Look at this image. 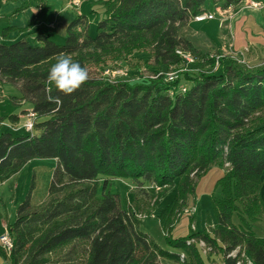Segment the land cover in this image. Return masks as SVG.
Returning a JSON list of instances; mask_svg holds the SVG:
<instances>
[{"label": "trees", "instance_id": "obj_1", "mask_svg": "<svg viewBox=\"0 0 264 264\" xmlns=\"http://www.w3.org/2000/svg\"><path fill=\"white\" fill-rule=\"evenodd\" d=\"M235 1L106 0L94 34L87 15L76 12L61 44L43 26L32 38L12 40L7 32L17 28L0 30V81L17 86L18 98L36 114L30 134L0 132V176L33 158L56 161L44 201L33 205L30 187L7 224L13 248L9 254L0 249L9 264H47L49 254L68 246L80 252V264H206L200 240L222 253L221 264H236L241 251L253 264H264V239L252 228L264 212V63L247 66L221 52L210 56L180 33L211 6L223 9ZM177 49L194 63L173 80L165 71L114 81L103 74L143 55L152 58L155 75L184 66ZM60 52L89 71L87 83L71 95L47 82ZM201 61L207 71L197 67ZM6 117L14 116L0 115V123ZM215 165L226 169L217 181L223 193L211 200L210 230L171 236L196 177ZM122 178L154 184L160 193L177 181V199L160 220L166 219V248L139 229L135 211L111 191ZM234 249L236 255L228 256Z\"/></svg>", "mask_w": 264, "mask_h": 264}, {"label": "rangeland", "instance_id": "obj_2", "mask_svg": "<svg viewBox=\"0 0 264 264\" xmlns=\"http://www.w3.org/2000/svg\"><path fill=\"white\" fill-rule=\"evenodd\" d=\"M105 2L106 0H86L84 2L82 8L83 12L88 17L89 31L91 34L95 33L96 22L105 16ZM90 8H92L93 11H90ZM203 27H209V29H207L208 34H212L215 37H217V35H219L220 33V30L217 28V23L212 27L209 26L208 21L202 23H194L187 27L185 26L181 29L180 33L182 36L189 39L196 48H198L202 52H209L211 55H213L216 52L210 51L214 49L215 45L214 43L209 41V35L206 36L203 31ZM64 36L65 34L59 37L53 33L51 35V38L56 43L61 44L64 41ZM248 50L249 48H247L246 50H234L230 40L229 44H227L224 48V53H228L233 57L244 61L247 66L264 63V59L258 56L255 51H250L248 53ZM133 60L134 62H136V64H133L131 60H128V63L120 67L127 71V75L121 77L116 76L114 77V79H112V81L116 79L133 80L138 79V77L140 76H150L152 78H155L163 73V71H165V74L168 72L178 73L179 70L186 68L185 66H175L174 68L170 67L168 70H159L157 72V75H155L151 72L154 69L153 66H151L152 58L143 55V58L141 60ZM134 67H138V69ZM197 67L203 71H207L210 68L202 61L199 62V65ZM134 71H136L137 73L135 74ZM1 88L6 94V100L0 103L1 112H9L13 104H18L15 107L16 113H19L22 109L27 110L30 108L29 102H24L23 104L19 105L21 100L14 97L17 95L18 91L14 85L8 83L4 84L0 82V90ZM22 113L24 114L25 111ZM6 118L7 120H9L8 117ZM13 122L14 121H11L12 126L17 129V127H19V124L15 125ZM6 129L7 128L2 127L1 130ZM15 132L17 134H23L25 131L21 127ZM55 165L56 161L54 158H33L16 170L13 182L9 183L11 186H8L7 190L4 193V196H6V200L12 198V200H8L6 204L9 213H15L17 205L24 199L30 187L31 203L33 205H38L44 201L47 196L49 181ZM225 169L226 168L222 166H210L205 170V172L196 177L193 192L187 195L185 205L183 206L181 213L177 216V218L173 222V226L169 229V233L171 234V236H185L189 233L195 232L196 230L201 231L205 227L208 228L207 231L210 230V225L208 224H212L214 222L211 200L214 198H219L223 193L222 186L217 181L224 174ZM110 189L112 192L118 194L119 202L122 206H129L135 211V215L138 218L139 229L146 233L150 238H152L160 247L166 248V244L164 241V231H166L167 229L166 219H164V222L162 224L160 223V220L163 217V210L171 206L177 199V181L174 185H172L162 193H160V190H157L154 187V184H150L148 186L145 184L141 185L133 182L130 178L114 180V182L111 184ZM259 191L264 205V178L262 180ZM191 206L196 207V211L193 214L183 212V209ZM236 219H238V217L234 215V220L236 221ZM252 228L258 237L264 239V212L261 216L252 221ZM203 248L205 249L206 253L213 252V255L216 256V250H208L204 246ZM242 252L243 251H241L240 255L242 254ZM48 258L49 261L47 262V264H80L82 256L80 252L75 253L70 249V246H68L52 254H49ZM161 263L172 264L165 260H162ZM211 263L213 264L212 261Z\"/></svg>", "mask_w": 264, "mask_h": 264}, {"label": "crops", "instance_id": "obj_3", "mask_svg": "<svg viewBox=\"0 0 264 264\" xmlns=\"http://www.w3.org/2000/svg\"><path fill=\"white\" fill-rule=\"evenodd\" d=\"M85 1L81 2L79 7L75 9L69 6V0H0V30L8 25L17 28L7 32L8 39L12 40L24 35L32 38L33 31L43 26L47 31H50L51 35L54 33L60 37L65 34L66 27L74 18L76 12L79 14H85L82 8ZM226 9L228 11L224 13L223 11ZM16 10L17 12H15ZM34 10L38 11L34 13ZM90 11H93L92 8H90ZM209 12L214 13V18L202 21H195L193 19L186 25V27L194 23H202L206 21L209 22V26L213 27L217 23V28L220 30L217 37L212 34H208L207 29H209V27H203V31L206 36L209 35V41L215 45L214 49L210 52H221L225 55L233 57L228 53H224V48L231 40L234 50H246L249 48L247 51L248 53L250 51H255L258 56L264 59V9L249 7L246 4V0H237L230 3L228 7L223 9L211 6L209 8ZM222 16L225 17L224 21H221ZM18 29L26 30L19 32ZM0 82L6 84L3 81ZM15 87L17 88V86ZM0 91V103H2L6 100V94L2 88ZM19 95L20 93L17 91V95L14 97L18 98ZM23 103L24 101L21 100L19 105ZM17 105H12L10 111L7 112L9 114H7L6 111H0V115L2 116H14L13 118H9V120L5 118L0 123V132L3 131L1 130L2 127L7 128L6 130L12 131H16L22 127V123L24 121L22 112L25 109L16 113L15 107ZM11 121H14L13 123L15 125L19 124V127L15 129L12 126ZM16 170L0 176V235L6 230L7 224L11 223L15 217V213L12 214L8 212L6 205L7 201H11L12 198L6 200L4 193L7 190V187L11 186L9 183L13 182ZM196 245L206 264H212L211 261L213 264L222 263V253L217 251L216 256H214L213 252H210V257H208V253L205 252L202 245H199L198 242ZM0 264H9L4 258L1 249Z\"/></svg>", "mask_w": 264, "mask_h": 264}, {"label": "built area", "instance_id": "obj_4", "mask_svg": "<svg viewBox=\"0 0 264 264\" xmlns=\"http://www.w3.org/2000/svg\"><path fill=\"white\" fill-rule=\"evenodd\" d=\"M85 0H69V6L72 8L77 9L79 7V5L81 4V2H83ZM246 4L249 7L252 8H257V9H264V0H246ZM223 11V10H222ZM221 11V12H222ZM228 10L226 9L225 11H223L224 13L227 12ZM224 15V14H222ZM214 18V13L212 12H204V13H200L196 16H194V20L195 21H202V20H206V19H212ZM225 17L222 16L221 21H224ZM178 55H180L182 57V59L185 61L184 66L186 68H184V70H188L190 69L189 66L191 64L194 63V58L185 52H182L181 50L177 49L175 51ZM212 56V55H210ZM215 66L213 68L216 67L217 64V59L218 56L215 55ZM235 59H237L239 62H244L242 60H239L238 58L234 57ZM245 63V62H244ZM183 70V69H181ZM103 74L107 77L108 80H112L114 79V77L116 76H126L127 75V71L124 70L123 68L117 67V68H106L103 71ZM177 73L176 72H168L165 74L166 76V80H173L176 77ZM185 87L182 86L180 87V91L184 92L185 91ZM169 94H172V91H169ZM24 116V121L22 123V128L24 129V131L26 133H32L33 132V128H34V122L36 119V114L32 109H28L25 111V113L23 114ZM157 190L160 188L158 186H154ZM196 211V207L195 206H191V207H186L185 209H183L184 213H188V214H193ZM199 245H202V247H206L209 250V247H207L205 245V243L200 240L198 241ZM0 247L1 249L6 253L9 254L11 249L13 248V237L12 235L7 231V229L0 235ZM204 249V248H203ZM205 250V249H204ZM237 253V249L231 250L227 255L234 257ZM241 257L238 258V260L236 261V264H253V262L242 252V254L240 255ZM216 264H221V263H216Z\"/></svg>", "mask_w": 264, "mask_h": 264}, {"label": "clouds", "instance_id": "obj_5", "mask_svg": "<svg viewBox=\"0 0 264 264\" xmlns=\"http://www.w3.org/2000/svg\"><path fill=\"white\" fill-rule=\"evenodd\" d=\"M38 10H34L36 13ZM89 80V71L79 62L72 59L71 55L60 52L56 56L47 75V82L64 95H71ZM51 93V88L48 89ZM54 102H59V97H50Z\"/></svg>", "mask_w": 264, "mask_h": 264}]
</instances>
